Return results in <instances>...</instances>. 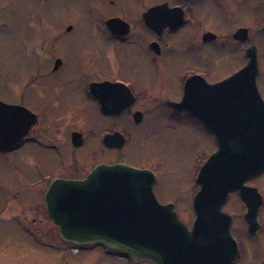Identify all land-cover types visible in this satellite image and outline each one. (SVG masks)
I'll return each instance as SVG.
<instances>
[{"label": "flooded vegetation", "instance_id": "obj_1", "mask_svg": "<svg viewBox=\"0 0 264 264\" xmlns=\"http://www.w3.org/2000/svg\"><path fill=\"white\" fill-rule=\"evenodd\" d=\"M253 4L256 14L251 12ZM14 7L27 11L36 34L31 41L19 39L25 53L22 66L0 81V101L20 108L16 119L21 128L18 144L0 150L10 176L7 184L0 182V219L12 224L0 226V264H107L108 256L127 264H152L102 244L77 246L61 240L49 216L47 191L57 180L83 181L98 166L128 165L123 149L130 137L124 132V117L136 125L160 118L213 137L199 120L171 106L182 101L192 78L212 85L245 67L256 69L264 100V0H0V9ZM75 27L85 37L95 36L89 38L93 54L85 52L82 66L74 69L65 47ZM95 62L100 69H93ZM219 69L228 72L219 78L211 74ZM71 85L78 91H71ZM125 89L134 99L128 112L123 110ZM88 106L112 122L98 135L82 130ZM138 114L140 123L135 122ZM115 134L124 137L122 148L108 139ZM89 139L95 141L90 150ZM36 149L50 152V160L36 157ZM17 154L21 174L11 161ZM138 164L128 166L156 175L151 167ZM200 168L190 211L181 209L178 200L162 204H172L188 229L196 218L193 200L200 190ZM243 187L246 193L232 190L221 209L229 224L227 236L235 245L231 264H264V171L249 175ZM182 212L192 213L194 221L185 220ZM22 234L40 246L13 241ZM98 245L108 250L104 256L95 253Z\"/></svg>", "mask_w": 264, "mask_h": 264}, {"label": "water", "instance_id": "obj_2", "mask_svg": "<svg viewBox=\"0 0 264 264\" xmlns=\"http://www.w3.org/2000/svg\"><path fill=\"white\" fill-rule=\"evenodd\" d=\"M256 76V69L245 67L217 84L195 77L186 83L182 101L171 104L199 120L217 146L197 177L200 190L193 200L191 229L172 204L158 202L152 171L121 164L98 166L83 181L57 180L49 187L45 202L61 240L77 246L103 244L136 262L231 264L235 245L227 236L222 206L232 190L246 193L243 184L249 175L264 171V100ZM123 93L128 112L134 99L129 90ZM18 109L0 101L1 151L18 144ZM135 117L140 123L141 115ZM108 139L115 141L114 147L125 144L119 134Z\"/></svg>", "mask_w": 264, "mask_h": 264}, {"label": "rangeland", "instance_id": "obj_3", "mask_svg": "<svg viewBox=\"0 0 264 264\" xmlns=\"http://www.w3.org/2000/svg\"><path fill=\"white\" fill-rule=\"evenodd\" d=\"M255 4L251 6L252 14H256ZM25 10L20 7L11 9H0V81L4 79L5 73L9 71L20 70L22 57L25 53L20 48L22 37L24 40L31 41L36 34L34 23L26 19ZM83 27V26H81ZM87 28L93 31L89 26ZM95 33H86L80 28L75 27L70 33L67 41L66 50L69 51V64L76 67H81L83 64V55L90 50L91 41ZM87 39V41H86ZM88 42V44H87ZM88 52H92L93 49ZM101 68L99 62H95L93 69ZM12 72V73H13ZM228 70H213L211 74L219 78L227 74ZM69 81H72L70 79ZM71 91H78L73 85L70 86ZM264 92V89H263ZM79 99L76 98L74 104H77ZM87 118L82 125V130L86 129L89 132L98 135L103 127L112 123L105 120L96 113L94 109L88 106L86 112ZM124 132L130 137V145L123 149L124 158L129 165L149 166L155 170L156 176L159 179L158 184L154 188V194L160 204L167 202L180 201L181 209L185 211L191 210V199L194 193V184L198 168H200L209 156L215 151L213 137L208 135L204 130H195L193 128H180L178 124L164 122L160 118H146L140 125L134 124L129 118L124 117L122 121ZM95 144L94 140H88L89 149ZM36 157L41 159V155L45 159L50 160V152L46 150L36 149ZM20 154L14 155L11 161L14 164L17 173L22 172L20 162ZM5 157H0V182L7 184L9 182L8 169L4 165ZM42 160V159H41ZM43 161V160H42ZM48 162V161H47ZM52 163V162H49ZM54 166V163H52ZM3 201V196H0V202ZM2 203H0V207ZM185 220L194 221L192 213L182 212ZM189 216V217H188ZM9 222L4 223L0 219V226H10ZM9 234V233H7ZM13 241H21L26 246H40L34 244L33 239L29 235L13 236ZM95 253L104 256L107 249L104 246H96ZM107 264H127L126 260L113 256L105 257Z\"/></svg>", "mask_w": 264, "mask_h": 264}]
</instances>
